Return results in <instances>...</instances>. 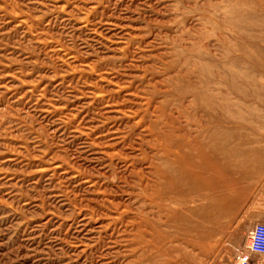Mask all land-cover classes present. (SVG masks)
Segmentation results:
<instances>
[{
	"label": "rangeland",
	"instance_id": "1",
	"mask_svg": "<svg viewBox=\"0 0 264 264\" xmlns=\"http://www.w3.org/2000/svg\"><path fill=\"white\" fill-rule=\"evenodd\" d=\"M259 2L0 0V264H234L264 223V25L250 19H264ZM185 60L233 72V117L218 124V159L233 163L221 196L232 198L218 223L193 218L204 233L163 237L136 229L141 152L149 111L169 109L178 88L170 66Z\"/></svg>",
	"mask_w": 264,
	"mask_h": 264
},
{
	"label": "bare ground",
	"instance_id": "2",
	"mask_svg": "<svg viewBox=\"0 0 264 264\" xmlns=\"http://www.w3.org/2000/svg\"><path fill=\"white\" fill-rule=\"evenodd\" d=\"M260 6L264 9V0ZM250 19H255L264 25V19ZM233 20V17H229L225 22L230 26ZM233 33L235 35V32ZM232 41H230L231 46ZM202 54H199L200 59L205 57ZM187 61L170 66L174 74L167 78V84L172 82L178 88H175L172 94L174 99L169 100L171 103L169 109H165L166 106L161 103L149 111L150 120H147V127L153 135L147 150L141 152L147 170L144 173L146 175H143V179L138 182L144 195L143 207L138 215L141 223L139 222L140 225L138 224L136 229L140 230L142 226L143 230L151 229L156 231L154 235L156 233L163 237H167L169 228L178 233L197 229H201L200 233H204L203 226H198L193 218L211 223L217 222L218 215L222 211L221 202L228 201L229 197L232 198L226 194L227 200H222L221 196V186L233 182L231 177L233 163L229 160L223 168L218 159L221 150L220 140L223 136L219 133L218 124L233 117L234 102L231 90L233 72L228 69L227 79L226 74L220 72L205 71L204 73L205 68L196 70L198 66L195 68L194 62L191 63L193 68L189 70ZM196 71L198 74L195 76ZM224 81L229 86V91L225 93L221 90ZM229 138L230 136L226 135L224 140ZM225 150L228 153L233 151L228 146ZM121 158L130 167L135 168L137 162L133 158L130 159L126 155ZM222 172L225 177L223 180ZM139 173L141 170H136V174ZM197 200L202 202L198 207L187 208ZM179 206L186 208L178 210Z\"/></svg>",
	"mask_w": 264,
	"mask_h": 264
},
{
	"label": "built area",
	"instance_id": "3",
	"mask_svg": "<svg viewBox=\"0 0 264 264\" xmlns=\"http://www.w3.org/2000/svg\"><path fill=\"white\" fill-rule=\"evenodd\" d=\"M264 256V223H255L246 234L245 244L236 248L234 264H259L251 255Z\"/></svg>",
	"mask_w": 264,
	"mask_h": 264
},
{
	"label": "crops",
	"instance_id": "4",
	"mask_svg": "<svg viewBox=\"0 0 264 264\" xmlns=\"http://www.w3.org/2000/svg\"><path fill=\"white\" fill-rule=\"evenodd\" d=\"M241 214V213H240ZM239 216L237 215L236 216V218H238ZM259 218H262V219H264V215H261V216H258ZM244 218H247V219H254V218H257V216H254V215H252V216H245ZM251 257L253 258V259H255V260H259V256L258 255H251Z\"/></svg>",
	"mask_w": 264,
	"mask_h": 264
}]
</instances>
